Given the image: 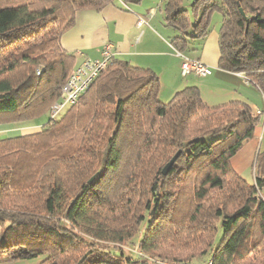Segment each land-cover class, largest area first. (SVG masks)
<instances>
[{"label": "trees", "instance_id": "trees-1", "mask_svg": "<svg viewBox=\"0 0 264 264\" xmlns=\"http://www.w3.org/2000/svg\"><path fill=\"white\" fill-rule=\"evenodd\" d=\"M113 1L0 0V124L49 112L77 66L61 35ZM215 11L218 66L264 94V0H166L171 44L205 36ZM159 90L153 71L114 57L38 131L0 138V264H264V150L251 183L230 162L259 115L243 100L210 106L197 86L168 101Z\"/></svg>", "mask_w": 264, "mask_h": 264}, {"label": "crops", "instance_id": "crops-1", "mask_svg": "<svg viewBox=\"0 0 264 264\" xmlns=\"http://www.w3.org/2000/svg\"><path fill=\"white\" fill-rule=\"evenodd\" d=\"M166 0H141L127 3L114 0L101 10L80 9L75 13L74 25L60 37L61 46L76 57V65L85 58H98L105 43L113 45L115 57L131 65L153 71L160 83L159 99L168 101L175 92L186 86H197L203 100L210 106L225 104L232 100L249 103L254 115L261 111L260 124L253 137L246 141L231 158V166L242 175L252 170L253 161L259 150H264V94L240 72L222 69L218 66L220 23L212 24L215 11L210 18L208 33L203 37H186L187 47L182 53L199 59L208 65L211 73L206 76L189 74L182 76V57L171 39L179 32L165 21ZM189 4L182 0V6L189 10ZM221 15V13H219ZM139 18L144 23L139 25ZM32 124L25 128L28 134L40 129Z\"/></svg>", "mask_w": 264, "mask_h": 264}, {"label": "built area", "instance_id": "built-area-1", "mask_svg": "<svg viewBox=\"0 0 264 264\" xmlns=\"http://www.w3.org/2000/svg\"><path fill=\"white\" fill-rule=\"evenodd\" d=\"M137 23L141 25L144 23V20L139 18ZM176 53L183 59L180 66V74L182 76H187L189 74L206 76L211 73L210 67L201 60L190 58L178 50H176ZM114 57L115 52L113 45L108 42L103 45L98 58L83 59L61 86L60 98L51 103L48 112L49 118L52 119L57 117L65 107L76 103L79 96L90 87L101 71L111 65ZM256 113L259 115L261 111L257 110ZM146 259L149 262L148 264H195L187 261H167L150 255H147ZM203 264H212V260L209 258Z\"/></svg>", "mask_w": 264, "mask_h": 264}, {"label": "rangeland", "instance_id": "rangeland-1", "mask_svg": "<svg viewBox=\"0 0 264 264\" xmlns=\"http://www.w3.org/2000/svg\"><path fill=\"white\" fill-rule=\"evenodd\" d=\"M190 1L191 0H184V2L186 4H188V2H190ZM220 16L221 15L219 13H215L214 17L212 19V24L220 23V20H221ZM48 118H49V113L45 112L44 114L40 115L39 117H37L35 119L22 120V121H19L16 123H11V124H0V138L11 137V136H15L18 134H22V133L26 132V130H24L25 128H29L30 125H32L34 123L37 125H43L48 120ZM242 176L249 183L253 182V176H252V173L249 169L244 170L242 172ZM146 217H147V215H145V218ZM144 223H145V221L142 222L141 232L139 233V235L137 236L135 241L138 240L140 238V236L142 235L143 230H144ZM220 236H221V234L219 232V234L217 235L216 240H215L216 243L219 241ZM115 247H118V246H115ZM123 248L127 251V247H123ZM37 261H38V259L17 260V261L10 260V259H4L1 264H37ZM198 261L202 262L201 260H197L196 262H198Z\"/></svg>", "mask_w": 264, "mask_h": 264}, {"label": "water", "instance_id": "water-1", "mask_svg": "<svg viewBox=\"0 0 264 264\" xmlns=\"http://www.w3.org/2000/svg\"><path fill=\"white\" fill-rule=\"evenodd\" d=\"M175 156H176V154H175V155L169 160V162H167V163L164 165V167H163V169H162V173L165 174V173L167 172V170L169 169L170 165L172 164V162H173Z\"/></svg>", "mask_w": 264, "mask_h": 264}]
</instances>
